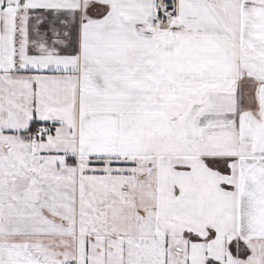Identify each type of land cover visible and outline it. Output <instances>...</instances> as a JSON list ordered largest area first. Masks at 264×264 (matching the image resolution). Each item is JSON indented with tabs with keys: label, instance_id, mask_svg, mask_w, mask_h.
I'll return each instance as SVG.
<instances>
[{
	"label": "snow or ice",
	"instance_id": "snow-or-ice-1",
	"mask_svg": "<svg viewBox=\"0 0 264 264\" xmlns=\"http://www.w3.org/2000/svg\"><path fill=\"white\" fill-rule=\"evenodd\" d=\"M0 264H264V0H0Z\"/></svg>",
	"mask_w": 264,
	"mask_h": 264
}]
</instances>
